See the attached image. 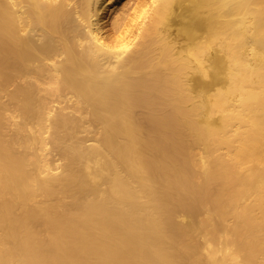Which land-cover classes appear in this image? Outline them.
Wrapping results in <instances>:
<instances>
[{"label": "bare ground", "instance_id": "1", "mask_svg": "<svg viewBox=\"0 0 264 264\" xmlns=\"http://www.w3.org/2000/svg\"><path fill=\"white\" fill-rule=\"evenodd\" d=\"M0 264H264V0H0Z\"/></svg>", "mask_w": 264, "mask_h": 264}, {"label": "rangeland", "instance_id": "2", "mask_svg": "<svg viewBox=\"0 0 264 264\" xmlns=\"http://www.w3.org/2000/svg\"><path fill=\"white\" fill-rule=\"evenodd\" d=\"M114 5H116L117 6V4H114ZM115 7V6H114Z\"/></svg>", "mask_w": 264, "mask_h": 264}]
</instances>
